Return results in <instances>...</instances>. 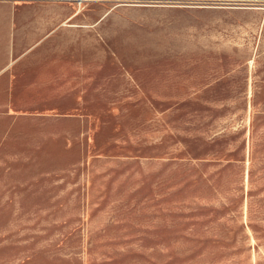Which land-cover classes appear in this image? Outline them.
<instances>
[{"label": "rangeland", "instance_id": "obj_1", "mask_svg": "<svg viewBox=\"0 0 264 264\" xmlns=\"http://www.w3.org/2000/svg\"><path fill=\"white\" fill-rule=\"evenodd\" d=\"M48 2L0 45V264H264V4Z\"/></svg>", "mask_w": 264, "mask_h": 264}, {"label": "crops", "instance_id": "obj_2", "mask_svg": "<svg viewBox=\"0 0 264 264\" xmlns=\"http://www.w3.org/2000/svg\"><path fill=\"white\" fill-rule=\"evenodd\" d=\"M48 1L54 0H0V45L14 44L18 41L17 29L30 28L38 22L36 15L39 11L55 8ZM60 1V0H57ZM161 3H221L223 5H252L264 4V0H150ZM34 13V15H32ZM34 23V24H33ZM5 67V59L0 57V70Z\"/></svg>", "mask_w": 264, "mask_h": 264}, {"label": "bare ground", "instance_id": "obj_3", "mask_svg": "<svg viewBox=\"0 0 264 264\" xmlns=\"http://www.w3.org/2000/svg\"><path fill=\"white\" fill-rule=\"evenodd\" d=\"M250 9H252V8H250ZM250 15H252V14H250ZM250 20H251V21H255V20L258 21V19H254V17L251 18ZM248 22H249V20H248ZM258 22H259V21H258Z\"/></svg>", "mask_w": 264, "mask_h": 264}, {"label": "water", "instance_id": "obj_4", "mask_svg": "<svg viewBox=\"0 0 264 264\" xmlns=\"http://www.w3.org/2000/svg\"><path fill=\"white\" fill-rule=\"evenodd\" d=\"M75 1H78V0H75ZM79 2H81V1H79Z\"/></svg>", "mask_w": 264, "mask_h": 264}]
</instances>
